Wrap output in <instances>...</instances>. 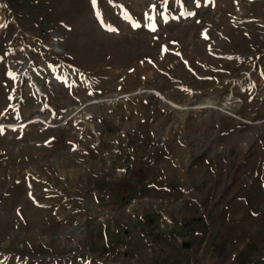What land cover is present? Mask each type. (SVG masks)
I'll list each match as a JSON object with an SVG mask.
<instances>
[{
    "label": "rangeland",
    "instance_id": "obj_1",
    "mask_svg": "<svg viewBox=\"0 0 264 264\" xmlns=\"http://www.w3.org/2000/svg\"><path fill=\"white\" fill-rule=\"evenodd\" d=\"M263 22L252 0H0V264H264Z\"/></svg>",
    "mask_w": 264,
    "mask_h": 264
},
{
    "label": "bare ground",
    "instance_id": "obj_2",
    "mask_svg": "<svg viewBox=\"0 0 264 264\" xmlns=\"http://www.w3.org/2000/svg\"><path fill=\"white\" fill-rule=\"evenodd\" d=\"M28 64V62H27ZM12 67L10 70V76L14 78L15 82L24 81L26 79V71L24 69L18 68L14 66L13 64H10ZM43 87H41L42 89ZM146 92H152L150 88H146ZM162 100L172 107H175L177 109H180L183 111L184 114H186L190 110H201V109H216L219 112H223L232 116H236L235 112L239 109L240 105L237 103H223L221 105L218 104V101L216 97H210V96H203L202 100L200 102H196L195 104L189 106V105H180L173 101V99L170 98L167 94H159ZM120 98V97H118ZM79 110V109H78ZM72 115V113H71ZM237 117V116H236ZM49 118H52L51 114L46 115H36L32 121L37 122H48ZM26 125L25 122L21 123V125ZM14 125V124H10Z\"/></svg>",
    "mask_w": 264,
    "mask_h": 264
},
{
    "label": "crops",
    "instance_id": "obj_3",
    "mask_svg": "<svg viewBox=\"0 0 264 264\" xmlns=\"http://www.w3.org/2000/svg\"><path fill=\"white\" fill-rule=\"evenodd\" d=\"M252 4H253V8H254V13L257 15V16H262L263 17V21H264V0H252ZM264 23V22H263ZM241 29V28H240ZM238 34V33H237ZM264 34V33H263ZM240 35H242V36H239V34L237 35L238 36V38H241V37H250V35L248 34V32L247 31H245V30H241V33H240ZM237 36H235V38L237 37ZM204 37H206V35L204 34V33H202V38H201V40H205V38ZM251 38L253 39V40H255L256 42L258 41V39H259V37H258V35H257V33H255L254 31H252V35H251ZM198 46H196L195 47V51H194V54H193V56H194V58L196 59V58H198V56L199 55H197V50H198ZM193 56H192V58H193ZM230 59V58H229ZM188 59H186L185 61H187ZM187 63H188V61H187ZM197 63H198V61H197ZM203 65V64H202ZM188 68H190V71H191V73H192V75L194 76V77H196V79L197 80H199V81H201V80H203L202 78V76L201 75H199L198 74V70L196 69V68H193V65L190 63V65H189V63H188ZM251 69H252V71H255V72H257V71H260L261 69H258V67L256 66V63L253 65V66H251ZM263 77H264V75H263ZM262 83H264V78H262V77H259V80H254V82H253V84H254V88H255V86L257 85V84H262ZM263 86H264V84H263ZM255 97L253 96H251L250 98H249V100L250 101H252L253 99H254ZM260 98H262V97H260ZM254 116H256V115H254ZM183 146H185L184 145V143H182V147ZM172 182H174V183H176V184H185L187 181H191V179H190V177H188L187 175H186V168H184V167H176V169H175V174L172 176ZM161 184V183H160ZM178 188L177 187H175V190H177ZM156 190H157V192H159V193H167V192H169V189L167 188V187H164V188H161V186L159 185V186H157L156 187ZM177 194H182V195H184L185 194V187H181V188H179L178 189V191H177ZM123 228V227H122ZM124 230H125V228L124 229H122V232H124ZM125 232H127V231H125Z\"/></svg>",
    "mask_w": 264,
    "mask_h": 264
},
{
    "label": "water",
    "instance_id": "obj_4",
    "mask_svg": "<svg viewBox=\"0 0 264 264\" xmlns=\"http://www.w3.org/2000/svg\"><path fill=\"white\" fill-rule=\"evenodd\" d=\"M183 246L186 247V248H189V247H190V243L185 242V243L183 244Z\"/></svg>",
    "mask_w": 264,
    "mask_h": 264
},
{
    "label": "snow or ice",
    "instance_id": "obj_5",
    "mask_svg": "<svg viewBox=\"0 0 264 264\" xmlns=\"http://www.w3.org/2000/svg\"><path fill=\"white\" fill-rule=\"evenodd\" d=\"M93 2H95V0H93ZM153 8H155V5L152 6ZM191 14V13H190Z\"/></svg>",
    "mask_w": 264,
    "mask_h": 264
}]
</instances>
